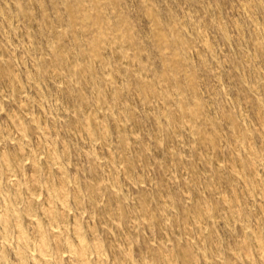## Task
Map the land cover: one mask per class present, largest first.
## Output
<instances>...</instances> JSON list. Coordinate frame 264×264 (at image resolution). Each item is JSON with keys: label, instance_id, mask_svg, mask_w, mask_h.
<instances>
[{"label": "rangeland", "instance_id": "obj_1", "mask_svg": "<svg viewBox=\"0 0 264 264\" xmlns=\"http://www.w3.org/2000/svg\"><path fill=\"white\" fill-rule=\"evenodd\" d=\"M0 264H264V0H0Z\"/></svg>", "mask_w": 264, "mask_h": 264}]
</instances>
